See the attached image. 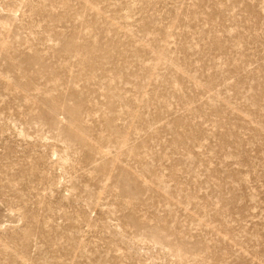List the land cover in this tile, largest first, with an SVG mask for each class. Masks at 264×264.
I'll list each match as a JSON object with an SVG mask.
<instances>
[{
	"label": "rangeland",
	"instance_id": "374dc122",
	"mask_svg": "<svg viewBox=\"0 0 264 264\" xmlns=\"http://www.w3.org/2000/svg\"><path fill=\"white\" fill-rule=\"evenodd\" d=\"M0 264H264V0H0Z\"/></svg>",
	"mask_w": 264,
	"mask_h": 264
}]
</instances>
